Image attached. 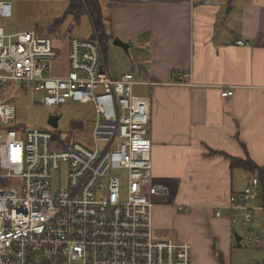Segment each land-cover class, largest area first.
Listing matches in <instances>:
<instances>
[{
	"label": "built area",
	"instance_id": "2783aa9c",
	"mask_svg": "<svg viewBox=\"0 0 264 264\" xmlns=\"http://www.w3.org/2000/svg\"><path fill=\"white\" fill-rule=\"evenodd\" d=\"M14 1L0 0L1 19L13 18ZM68 51L65 71L54 75L58 51L50 37L0 26V264H193L189 243L154 236L151 99L134 93V75H108L98 38L69 39ZM7 84L44 92L51 107L93 104L91 144L61 147L56 131L11 129L16 107L4 99ZM63 169L65 184L54 188ZM226 208L245 231L242 240L262 248L259 178Z\"/></svg>",
	"mask_w": 264,
	"mask_h": 264
},
{
	"label": "crops",
	"instance_id": "0c3cea01",
	"mask_svg": "<svg viewBox=\"0 0 264 264\" xmlns=\"http://www.w3.org/2000/svg\"><path fill=\"white\" fill-rule=\"evenodd\" d=\"M40 1H17L15 12ZM100 4L109 31L137 55L134 93L143 88L135 94L152 102L154 236L189 243L198 264L204 246L212 260L230 253L236 232L226 207L259 178L239 162L264 168V0ZM227 89L232 97L222 96Z\"/></svg>",
	"mask_w": 264,
	"mask_h": 264
},
{
	"label": "rangeland",
	"instance_id": "374dc122",
	"mask_svg": "<svg viewBox=\"0 0 264 264\" xmlns=\"http://www.w3.org/2000/svg\"><path fill=\"white\" fill-rule=\"evenodd\" d=\"M17 1H14V15L12 19L4 20L0 18V26L5 27L7 34H16L19 32L39 30L41 35L49 36L55 43L58 51V58L54 61L53 72L65 71L68 61V39L72 38H90L93 34L90 17L85 16L80 23L73 21L69 17L60 27L56 34L49 33V27L53 21L61 17L67 7L66 0L49 1L41 0L37 2L32 9H25L19 6L20 10L16 14ZM104 6L106 0H102ZM103 7V6H102ZM70 31V32H69ZM47 33V34H46ZM105 71L113 78H120L126 74L135 72V68L140 63L135 52H129L112 43L104 53ZM137 75V72L135 73ZM138 79V77H137ZM136 87V86H135ZM7 93L5 100L12 102L16 107L15 120L11 123V129L19 131L22 129H43L56 131L61 140L80 141L91 144L94 121L96 112L93 104H81L78 102H67L59 106H47L44 104V92H35L34 90H25L18 84H7L4 88ZM1 90V91H4ZM143 88H136L135 93L143 94ZM51 117L58 118V128L55 129L49 124ZM53 187L65 184L66 170L63 169L61 176L54 175ZM235 232L244 237L245 231L240 227H235ZM264 232V230H263ZM264 236V235H263ZM194 244V242L192 241ZM195 248L196 244H194ZM213 250V249H212ZM209 250L204 246L203 260L199 264H258L264 263V246L257 248L248 244L245 240L237 242L235 236L232 238V247L230 253L219 254L210 259ZM194 256V251H193ZM193 264L196 263L194 258Z\"/></svg>",
	"mask_w": 264,
	"mask_h": 264
},
{
	"label": "trees",
	"instance_id": "16d2710c",
	"mask_svg": "<svg viewBox=\"0 0 264 264\" xmlns=\"http://www.w3.org/2000/svg\"><path fill=\"white\" fill-rule=\"evenodd\" d=\"M66 2L67 7L64 14L53 21V23L49 27V33L56 34L69 17L73 18L74 22L80 23L85 16H89L93 28V34L89 39L94 37L99 38L102 44L103 51L105 53V51L108 49V45L114 41L115 37L107 27L109 19L103 15L100 0H66ZM55 135L57 139H60L57 132H55ZM70 142L71 141L62 140L61 147H66ZM239 164L243 167L250 168L258 174L262 183L264 193V168H258L257 166H254L251 160H247L245 162L240 161Z\"/></svg>",
	"mask_w": 264,
	"mask_h": 264
},
{
	"label": "water",
	"instance_id": "95a60500",
	"mask_svg": "<svg viewBox=\"0 0 264 264\" xmlns=\"http://www.w3.org/2000/svg\"><path fill=\"white\" fill-rule=\"evenodd\" d=\"M113 44L125 49L126 51H129L130 45L125 43V42H123L119 38H115L114 41H113ZM49 124L53 128L57 129L58 128V118L57 117H51L50 120H49ZM235 238H236L237 242H240L242 240V237H240L237 233H235Z\"/></svg>",
	"mask_w": 264,
	"mask_h": 264
}]
</instances>
